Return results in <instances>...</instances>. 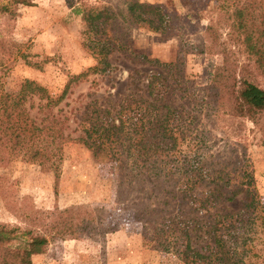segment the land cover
Returning <instances> with one entry per match:
<instances>
[{
	"label": "trees",
	"instance_id": "trees-1",
	"mask_svg": "<svg viewBox=\"0 0 264 264\" xmlns=\"http://www.w3.org/2000/svg\"><path fill=\"white\" fill-rule=\"evenodd\" d=\"M31 3H0V17L14 19L18 5ZM68 3L84 25L83 46L97 63L69 75L61 94L53 97L29 78L17 88L8 87L4 77L9 64L0 62V165L15 159L35 163L53 172L56 186L64 145L80 143L94 157L116 163V200L133 210L143 241L156 242L183 264H264V203L244 157L245 144L240 137L223 141L214 132L218 124L230 126L224 121L244 119L264 143V7L259 0H235L230 10L224 9L216 22L207 25L209 45L222 60L200 87L186 84L179 60L148 59L134 53L127 40V31L134 25L170 32L176 13L138 0H126L125 11L118 13L91 0ZM221 27L243 45L246 63H238ZM13 45L18 44L0 45V49L11 57ZM115 50L157 65L160 71L145 75L142 87L132 75L133 90L141 89L142 94L128 93L116 110L89 102L78 121L81 131L73 137L66 132V115L60 117L53 108L72 83L89 71L110 72L108 56ZM33 107L39 115L31 114ZM220 142L221 147H213ZM238 196L239 208L226 209L225 203ZM189 212L195 215L188 216ZM50 214L56 218L41 232H34L32 225L0 223V264H32V256L45 252L50 240L93 231L88 210L69 208Z\"/></svg>",
	"mask_w": 264,
	"mask_h": 264
},
{
	"label": "rangeland",
	"instance_id": "rangeland-1",
	"mask_svg": "<svg viewBox=\"0 0 264 264\" xmlns=\"http://www.w3.org/2000/svg\"><path fill=\"white\" fill-rule=\"evenodd\" d=\"M125 1L91 0V3L105 4L118 13L125 11ZM138 1L159 5L168 13H176L178 18L172 21L168 33L132 26L127 31L131 50L160 62L177 59L188 86L205 85L212 69L222 60V55L213 52L209 45L206 27L216 22L221 11L230 10L235 0ZM259 2L264 7V0ZM3 18L0 17V45L18 44L9 48L14 52L11 57L8 51L3 53L0 49V62L9 64L4 77L8 87L17 88L23 79L29 78L58 97L69 75L87 71L97 63L83 46L84 25L68 0H32L30 5L17 6L14 19ZM220 31L236 53L238 63H246L248 54L243 45L229 38L226 27ZM126 53L113 51L108 56L113 67L110 72L89 71L86 77L72 83L53 108L54 113L59 110L60 117L68 118L66 132L71 136L80 133L78 121L89 102L95 101L102 107L110 105L116 110L128 93L142 94L141 89L133 90L132 75L142 87L145 75L160 71L157 65L141 63ZM37 110L33 107L31 114L39 115ZM224 123L230 126L222 128L218 124L214 132L223 141L242 139L244 157L250 164L259 199L264 203V143L260 134L248 120ZM62 155L56 186L53 172L43 171L35 163L15 159L6 166L0 165V223L20 228L32 225L34 232H41L56 218L50 214L55 210L71 208L88 210L91 214L94 225L91 234L50 240L45 252L32 256V264H183L174 254L162 251L156 242L143 241L142 226L134 220L133 210L116 200L117 169L112 159L94 157L80 143L65 144ZM239 203L240 196L224 206L237 210ZM13 244H18V240Z\"/></svg>",
	"mask_w": 264,
	"mask_h": 264
}]
</instances>
